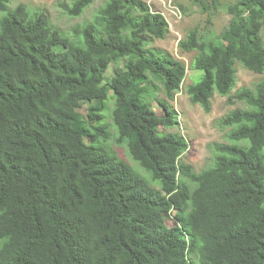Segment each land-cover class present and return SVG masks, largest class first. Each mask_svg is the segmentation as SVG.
<instances>
[{
  "label": "trees",
  "instance_id": "1",
  "mask_svg": "<svg viewBox=\"0 0 264 264\" xmlns=\"http://www.w3.org/2000/svg\"><path fill=\"white\" fill-rule=\"evenodd\" d=\"M10 1L0 0V264H264V79L231 96L237 62L264 74V0L229 3L219 35L195 28L179 43L202 72L187 88L193 104L210 112L217 93L247 106L220 121L232 128L228 143L211 145L198 174L181 171L184 136L153 134L177 126L178 113L152 109L146 74L169 98L186 77L151 47L169 34L162 14L143 0H106L67 36ZM95 1L60 6L79 17ZM192 1L209 18L221 8ZM111 101L118 143L155 186L103 145ZM180 186L183 212L168 226Z\"/></svg>",
  "mask_w": 264,
  "mask_h": 264
},
{
  "label": "rangeland",
  "instance_id": "2",
  "mask_svg": "<svg viewBox=\"0 0 264 264\" xmlns=\"http://www.w3.org/2000/svg\"><path fill=\"white\" fill-rule=\"evenodd\" d=\"M74 0H11L9 8L14 9L20 4L26 5L33 13H45L52 26L61 30L65 35L72 36L73 30L77 26H84L91 22L97 12L106 3V0H96L85 12L79 17L69 16L60 6L61 3L72 4ZM153 11H160L169 24V34L163 39H153L151 47L164 50L170 53L175 59L182 62L186 67V77L183 81L181 89L176 92L173 98H169L164 90L162 80L156 79L149 73L146 89L151 90L153 95L147 101L152 109L159 116L166 114L165 104L178 113V125L171 128L158 126L153 134L158 136L162 133H173L184 136L189 142L188 151L180 160L181 171L200 173L207 168L213 161V143H228V134L232 128L223 127L220 121L231 111L247 106L243 102L230 103L228 97L215 94L212 100L211 111L206 112L200 105L191 102L187 94V88L193 85L202 76V72L192 67L194 57L197 52H184L179 47V43L185 38L188 32L195 28H199L201 32L219 35L229 24L231 15L226 11V5L236 0H221V8L216 11L211 18L203 13L201 8L192 0H143ZM173 2L177 10L174 12L168 7ZM183 8V9H182ZM180 11V12H179ZM2 14L0 13V18ZM123 65V63H121ZM237 80L231 96L238 90L249 87L254 88L260 81L264 79V74H256L244 68L239 62L236 64ZM113 102H109V108L105 113V124L110 133V138L103 145L113 152L120 160L124 161L131 168L151 185L155 183L150 176L131 158L128 148L125 144L117 141L118 134L112 120ZM77 111L86 118H90L87 113V106L78 104ZM186 190L184 187L170 197L173 202L172 217L167 221L168 226L175 225L180 220L184 201L186 198Z\"/></svg>",
  "mask_w": 264,
  "mask_h": 264
},
{
  "label": "built area",
  "instance_id": "3",
  "mask_svg": "<svg viewBox=\"0 0 264 264\" xmlns=\"http://www.w3.org/2000/svg\"><path fill=\"white\" fill-rule=\"evenodd\" d=\"M168 7L174 12V14H175V10H177V8H176V6H174L173 5V2H170L169 4H168ZM152 10V9H151ZM152 12H154V13H160V14H162L160 11H153L152 10ZM180 12V11H179ZM163 15V14H162ZM164 16V15H163ZM164 18H165V16H164ZM166 19V18H165Z\"/></svg>",
  "mask_w": 264,
  "mask_h": 264
}]
</instances>
